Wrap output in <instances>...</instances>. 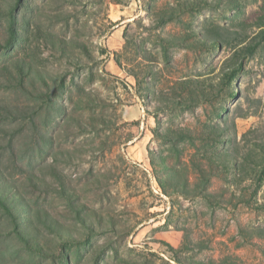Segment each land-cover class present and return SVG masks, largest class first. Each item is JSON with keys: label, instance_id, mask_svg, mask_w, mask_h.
Returning <instances> with one entry per match:
<instances>
[{"label": "rangeland", "instance_id": "obj_1", "mask_svg": "<svg viewBox=\"0 0 264 264\" xmlns=\"http://www.w3.org/2000/svg\"><path fill=\"white\" fill-rule=\"evenodd\" d=\"M0 264H264V0H0Z\"/></svg>", "mask_w": 264, "mask_h": 264}, {"label": "trees", "instance_id": "obj_2", "mask_svg": "<svg viewBox=\"0 0 264 264\" xmlns=\"http://www.w3.org/2000/svg\"><path fill=\"white\" fill-rule=\"evenodd\" d=\"M10 17H9V20H10V41H13L15 39V30H14V25L17 23V18H16V15L14 16L12 13L10 14ZM9 41V42H10ZM12 74V72H11ZM33 236V235H31ZM29 243H31L32 245V248L39 251L41 250L39 244H38V241L36 239H33L32 237L29 239Z\"/></svg>", "mask_w": 264, "mask_h": 264}]
</instances>
